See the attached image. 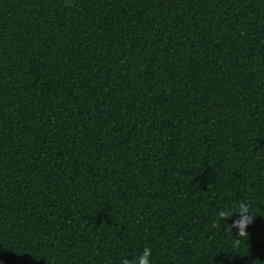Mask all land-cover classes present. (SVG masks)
<instances>
[{"label": "trees", "instance_id": "obj_1", "mask_svg": "<svg viewBox=\"0 0 264 264\" xmlns=\"http://www.w3.org/2000/svg\"><path fill=\"white\" fill-rule=\"evenodd\" d=\"M145 247L264 264V0H0V264Z\"/></svg>", "mask_w": 264, "mask_h": 264}, {"label": "clouds", "instance_id": "obj_2", "mask_svg": "<svg viewBox=\"0 0 264 264\" xmlns=\"http://www.w3.org/2000/svg\"><path fill=\"white\" fill-rule=\"evenodd\" d=\"M250 210V204L246 200H240L218 209L216 216L218 219L226 221L224 226L226 232H232L237 237H244L249 225L253 222ZM121 264H152L151 249L145 247L133 260L122 259Z\"/></svg>", "mask_w": 264, "mask_h": 264}]
</instances>
